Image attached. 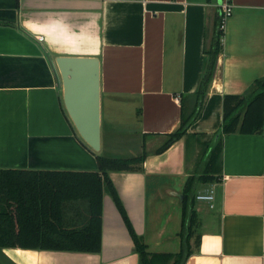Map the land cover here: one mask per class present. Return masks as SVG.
Here are the masks:
<instances>
[{"label": "crops", "instance_id": "obj_1", "mask_svg": "<svg viewBox=\"0 0 264 264\" xmlns=\"http://www.w3.org/2000/svg\"><path fill=\"white\" fill-rule=\"evenodd\" d=\"M224 0H0V168L97 170L63 101L57 55L100 58L102 149L136 155L111 171L151 252H178L187 177L223 120V97L264 80V0H230L223 50L187 132L157 149L191 111ZM42 37V39H40ZM215 206L197 201L199 247L184 264H264V125L222 136ZM209 183H200L198 189ZM197 189V190H198ZM0 264H139L112 195L102 199L99 251L5 247Z\"/></svg>", "mask_w": 264, "mask_h": 264}, {"label": "trees", "instance_id": "obj_2", "mask_svg": "<svg viewBox=\"0 0 264 264\" xmlns=\"http://www.w3.org/2000/svg\"><path fill=\"white\" fill-rule=\"evenodd\" d=\"M224 30L218 11L213 35L204 47L206 66L195 103L189 112L182 108L178 129L167 135L157 149L162 152L182 137L199 112L223 50ZM264 125V80L256 79L243 93L223 97L220 128L205 145L203 169L190 174L182 197L181 246L178 252H151L143 236L134 229L121 198L111 181V171H141L146 152L136 155L94 152L97 170L0 168V250L5 247L99 251L102 231V199L108 191L129 228L139 255V264H184L199 247L200 219L195 208L200 183L216 182L222 172V136L229 133L252 134ZM106 150V151H105Z\"/></svg>", "mask_w": 264, "mask_h": 264}, {"label": "water", "instance_id": "obj_3", "mask_svg": "<svg viewBox=\"0 0 264 264\" xmlns=\"http://www.w3.org/2000/svg\"><path fill=\"white\" fill-rule=\"evenodd\" d=\"M63 101L82 142L94 152L102 149L100 58L96 55H57ZM183 197V193L180 194Z\"/></svg>", "mask_w": 264, "mask_h": 264}, {"label": "built area", "instance_id": "obj_4", "mask_svg": "<svg viewBox=\"0 0 264 264\" xmlns=\"http://www.w3.org/2000/svg\"><path fill=\"white\" fill-rule=\"evenodd\" d=\"M221 16V28L225 30L226 20L233 12V5L230 0H224L219 7ZM42 39V37H40ZM216 199V189L214 184L209 183V185L204 188L198 189L196 192V200L207 203L211 208L215 206Z\"/></svg>", "mask_w": 264, "mask_h": 264}, {"label": "rangeland", "instance_id": "obj_5", "mask_svg": "<svg viewBox=\"0 0 264 264\" xmlns=\"http://www.w3.org/2000/svg\"><path fill=\"white\" fill-rule=\"evenodd\" d=\"M102 151V150H101ZM106 151V150H105ZM142 151H139L137 154H139V153H141ZM123 154H126V155H128V154H130V153H123Z\"/></svg>", "mask_w": 264, "mask_h": 264}]
</instances>
